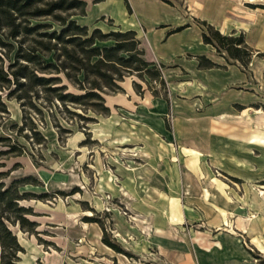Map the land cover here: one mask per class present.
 <instances>
[{"label":"rangeland","instance_id":"rangeland-1","mask_svg":"<svg viewBox=\"0 0 264 264\" xmlns=\"http://www.w3.org/2000/svg\"><path fill=\"white\" fill-rule=\"evenodd\" d=\"M162 1L174 8V22L136 32L162 79L126 74L121 89L103 92L108 110L51 103L42 90L33 98L36 108L0 89L7 103L0 111V150L15 146L0 154V170L7 183L33 178L20 185L27 195L19 202L31 208L26 217L35 224L8 221L22 247L18 264H264V146L231 137L242 130L264 137V124L215 118L235 111L219 102L242 87L224 73L232 64L250 71L247 111H264V55L250 45L255 53L243 66L203 41L207 19L194 17L183 1ZM242 1L243 28L223 33L245 37L243 30L264 12L252 5L264 0ZM178 8L185 19L177 18ZM68 12L90 30L125 29ZM31 20L58 27L51 16ZM27 38L23 49L32 44ZM201 55L214 63L199 64ZM69 89L80 91L71 83ZM103 231L124 251L105 243Z\"/></svg>","mask_w":264,"mask_h":264},{"label":"trees","instance_id":"trees-1","mask_svg":"<svg viewBox=\"0 0 264 264\" xmlns=\"http://www.w3.org/2000/svg\"><path fill=\"white\" fill-rule=\"evenodd\" d=\"M86 5V0H0V51L9 60L5 67L0 53V89L8 88L7 95L25 98L36 108L33 98L42 90L45 99L51 103L56 100L65 107L72 103L108 110L103 92L121 89L118 81L126 74H149L162 79L159 67L143 56L144 51L133 28L104 31L96 26L90 30L87 24L78 22L71 17L73 13L68 12L78 9L83 15ZM252 5L264 7V4ZM39 16L53 17L58 27H53L50 22H32V18ZM206 24L208 30L201 33L204 42L224 51L243 66L249 64L255 52L242 32L223 33L212 24ZM44 27L52 28L40 29ZM27 37H31L32 44L23 49L20 42ZM107 40L111 42L98 43ZM46 52L52 59L45 58ZM256 54L264 55V51ZM213 63L208 57L200 56L199 64L210 66ZM69 83L80 91L70 90ZM0 111H7L1 92ZM34 133L38 134L37 130ZM0 140H3L2 136ZM11 148L0 150V154ZM6 175L7 171L0 170V264H18V251L22 247L8 221L21 226L35 224L26 217L31 208L19 202L27 195L26 191L20 190V185L33 178L27 175L7 183L4 180ZM102 239L112 248L124 251L104 231Z\"/></svg>","mask_w":264,"mask_h":264},{"label":"crops","instance_id":"crops-1","mask_svg":"<svg viewBox=\"0 0 264 264\" xmlns=\"http://www.w3.org/2000/svg\"><path fill=\"white\" fill-rule=\"evenodd\" d=\"M183 6L188 4L193 10L194 17H203L217 27L221 32L232 28H243L242 20L245 15V7L242 0H180ZM86 11L83 16H101L105 20L111 19V23L117 27L133 28L137 35L140 28H152L157 22L173 23L175 15L171 11L172 6L162 0H86ZM180 6V2H179ZM181 8V6L179 7ZM175 10L177 18L185 19V10ZM174 9V8H173ZM181 12L184 13L183 17ZM181 20V19H180ZM237 24V25H236ZM119 25V26H118ZM250 30H243L246 42L254 49L264 51V12L255 16ZM256 71V70H255ZM231 84L242 86L228 93V96L221 97L222 104L235 108V111L220 112L215 115L216 121L248 126L250 123L264 124L263 108L255 107L251 116L248 112L250 105V95L245 90V85L250 83V71L243 70L238 64H232L225 72ZM256 96V95H255ZM241 104L236 109L235 104ZM248 112V113H247ZM234 141H244L247 144H260L264 146V137H260L259 132H237L231 135ZM237 139V140H236ZM248 139V140H247Z\"/></svg>","mask_w":264,"mask_h":264}]
</instances>
